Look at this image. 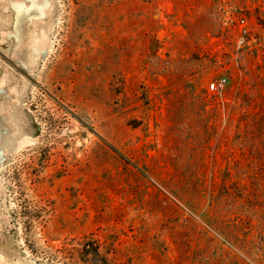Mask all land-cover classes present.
Here are the masks:
<instances>
[{
  "label": "rangeland",
  "instance_id": "obj_1",
  "mask_svg": "<svg viewBox=\"0 0 264 264\" xmlns=\"http://www.w3.org/2000/svg\"><path fill=\"white\" fill-rule=\"evenodd\" d=\"M0 86V264H264V0H0Z\"/></svg>",
  "mask_w": 264,
  "mask_h": 264
},
{
  "label": "built area",
  "instance_id": "obj_2",
  "mask_svg": "<svg viewBox=\"0 0 264 264\" xmlns=\"http://www.w3.org/2000/svg\"><path fill=\"white\" fill-rule=\"evenodd\" d=\"M240 22L243 24L241 31H242L243 34H246L248 32L247 24L245 23L246 19H241ZM226 80H227L226 78H221V79H219L216 82H212L211 85H210V88L212 90H219L220 88H223V86L225 85Z\"/></svg>",
  "mask_w": 264,
  "mask_h": 264
},
{
  "label": "snow or ice",
  "instance_id": "obj_3",
  "mask_svg": "<svg viewBox=\"0 0 264 264\" xmlns=\"http://www.w3.org/2000/svg\"><path fill=\"white\" fill-rule=\"evenodd\" d=\"M0 91H3V87L2 86H0Z\"/></svg>",
  "mask_w": 264,
  "mask_h": 264
}]
</instances>
